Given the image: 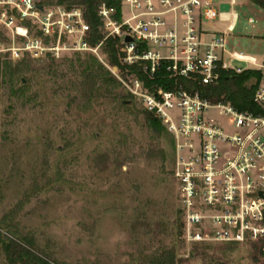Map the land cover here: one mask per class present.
<instances>
[{
    "label": "rangeland",
    "instance_id": "rangeland-1",
    "mask_svg": "<svg viewBox=\"0 0 264 264\" xmlns=\"http://www.w3.org/2000/svg\"><path fill=\"white\" fill-rule=\"evenodd\" d=\"M233 12L226 50L261 60L264 9L235 0ZM126 16L121 9V19ZM212 24L221 31L227 22ZM99 30L104 38L102 22ZM0 39H6L2 29ZM89 56L117 83L96 82L98 90L86 99ZM223 60L246 66L226 54ZM17 65L26 70L3 76L5 66ZM130 77L108 65L103 43L93 53L0 56V264H6L1 242L9 239L53 264L264 263L251 242L188 238L172 174V137L147 126L143 106L123 85ZM24 85L23 96L16 95L13 88ZM205 116L225 124L216 109Z\"/></svg>",
    "mask_w": 264,
    "mask_h": 264
},
{
    "label": "built area",
    "instance_id": "built-area-1",
    "mask_svg": "<svg viewBox=\"0 0 264 264\" xmlns=\"http://www.w3.org/2000/svg\"><path fill=\"white\" fill-rule=\"evenodd\" d=\"M127 10L124 19L112 18L113 9L100 4L97 15L105 39L117 37L118 63L137 65L151 79L163 67L173 87L147 88L134 74L123 82L127 93L143 109L155 115L173 139L172 169L180 196L186 235L192 241L258 244L264 252V55L261 60L227 52L226 35L234 26L235 0H119ZM226 3L227 11L219 5ZM155 4L159 9H156ZM41 5V10L37 9ZM183 18L182 34L165 28L164 15ZM227 22L208 41L199 38L202 23ZM247 22L252 23L251 18ZM0 56L11 58L51 55L61 51L95 52L88 43V24L78 7L46 6L35 0H0ZM129 36L131 41H124ZM228 53L245 67H231L222 60ZM166 62V64H163ZM259 71L252 102L256 110H239L228 101L211 102L196 90H185L178 77L196 80L201 86L217 81L218 70L239 73ZM217 110L221 124L205 113ZM207 231L202 235L199 230ZM196 230V231H194Z\"/></svg>",
    "mask_w": 264,
    "mask_h": 264
},
{
    "label": "trees",
    "instance_id": "trees-1",
    "mask_svg": "<svg viewBox=\"0 0 264 264\" xmlns=\"http://www.w3.org/2000/svg\"><path fill=\"white\" fill-rule=\"evenodd\" d=\"M255 5L264 9V0H251ZM65 2V5L63 4ZM38 3L43 4L38 1ZM100 4H104L108 8L113 9L112 18L119 20L120 18V2L119 0H56L54 5L63 6L64 8L78 7L82 12V16L85 22L88 24V43L95 45L102 40L103 34L99 30L101 26V20L97 15V10ZM117 37L108 36L103 39L104 52L108 58V65L115 66L120 70H126V73L134 74L138 79L142 80L144 85L151 89L154 86H159L163 89H170L173 87V78L168 77V73L163 67L154 72L153 78L149 79L140 70L137 65L122 66L118 63L116 51L114 48L117 42ZM26 55V54H24ZM28 56V55H27ZM91 62V63H90ZM163 64H166L164 62ZM8 71H4L3 76H8L10 80L12 74L24 72L26 68L14 66H5ZM84 72L86 80L88 82L83 84V95L88 99L90 96H94L95 92L99 88V84L113 86L116 84V80L108 76V72L104 70L101 64L96 62L95 58L89 56L88 65L85 66ZM259 79V71L253 69H245L239 73H235L232 70H218V79L215 83L210 85L201 86L196 80L185 79L178 77L177 81L181 86L188 91L196 90L200 96L206 98L211 102L225 100L232 104L239 110H256L255 104L252 102L253 92L256 88ZM98 82V86L95 85ZM14 93L18 96H23L26 86L13 88ZM94 92V93H93ZM124 98H120L118 101L119 106L128 108L125 104ZM25 102V101H24ZM144 120L147 126L156 132L166 131L161 125L159 119L150 112L144 110ZM171 138V145H172ZM252 247L255 252L264 258V252L260 251L258 244L253 243ZM1 250L4 254L6 264H53L45 258L37 255L33 250L23 243H19L13 239H9L6 242H1ZM157 259V258H156ZM170 264L172 259L169 260ZM159 264H165L164 262ZM264 264V263H262Z\"/></svg>",
    "mask_w": 264,
    "mask_h": 264
},
{
    "label": "crops",
    "instance_id": "crops-1",
    "mask_svg": "<svg viewBox=\"0 0 264 264\" xmlns=\"http://www.w3.org/2000/svg\"><path fill=\"white\" fill-rule=\"evenodd\" d=\"M213 3H216V2H219V1H225V0H217L216 2H214L213 0H211ZM155 7L156 9H159L158 6L155 4ZM121 9H124L127 13V10L125 7H123V5L120 6V15H121ZM235 13V12H234ZM164 20H165V24H166V27L165 28H170L172 26L175 27V30L177 31V34H182L183 32V28L181 26V22L183 20V18L181 16H176L175 19H173L172 15L170 14H167V15H164L163 16ZM235 19H236V14H235ZM218 21V20H217ZM214 22V21H213ZM220 22H224V21H220ZM235 22V20H234ZM201 30H202V33H200L199 35V38L200 40L202 41H208L209 38H211L212 36V33L214 31H219L217 29H214V25L211 23H202L201 25ZM225 30V28L223 29ZM229 33V32H228ZM228 52V51H227ZM226 54L228 56V53H223L222 54V60H223V55ZM250 56V55H249ZM229 57V56H228ZM224 61V60H223ZM225 62V61H224ZM227 63V62H226ZM229 64V63H227Z\"/></svg>",
    "mask_w": 264,
    "mask_h": 264
},
{
    "label": "water",
    "instance_id": "water-1",
    "mask_svg": "<svg viewBox=\"0 0 264 264\" xmlns=\"http://www.w3.org/2000/svg\"><path fill=\"white\" fill-rule=\"evenodd\" d=\"M37 9L38 10H41L42 8H41V5H37ZM219 9L221 10V11H227V9H228V5L226 4V3H221L220 5H219ZM124 41H131V38L129 37V36H125L124 37ZM21 82L23 83V80H21Z\"/></svg>",
    "mask_w": 264,
    "mask_h": 264
}]
</instances>
